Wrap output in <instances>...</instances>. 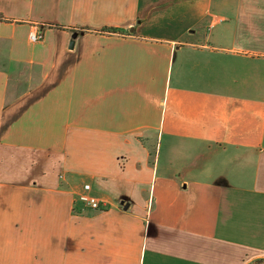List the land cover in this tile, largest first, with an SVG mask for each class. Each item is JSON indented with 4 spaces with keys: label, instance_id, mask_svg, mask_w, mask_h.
<instances>
[{
    "label": "crops",
    "instance_id": "crops-1",
    "mask_svg": "<svg viewBox=\"0 0 264 264\" xmlns=\"http://www.w3.org/2000/svg\"><path fill=\"white\" fill-rule=\"evenodd\" d=\"M0 264H264V0H0Z\"/></svg>",
    "mask_w": 264,
    "mask_h": 264
},
{
    "label": "built area",
    "instance_id": "built-area-1",
    "mask_svg": "<svg viewBox=\"0 0 264 264\" xmlns=\"http://www.w3.org/2000/svg\"><path fill=\"white\" fill-rule=\"evenodd\" d=\"M28 39L31 42H39L43 39V33L37 27L28 32ZM90 184L84 183L82 191L78 193V200L92 209H102L105 203L90 192Z\"/></svg>",
    "mask_w": 264,
    "mask_h": 264
},
{
    "label": "water",
    "instance_id": "water-1",
    "mask_svg": "<svg viewBox=\"0 0 264 264\" xmlns=\"http://www.w3.org/2000/svg\"><path fill=\"white\" fill-rule=\"evenodd\" d=\"M77 35V32H74L73 34H72V36H71V39H70V41H69V48H72L73 47V44H74V38H75V36ZM127 206V205H126Z\"/></svg>",
    "mask_w": 264,
    "mask_h": 264
},
{
    "label": "rangeland",
    "instance_id": "rangeland-1",
    "mask_svg": "<svg viewBox=\"0 0 264 264\" xmlns=\"http://www.w3.org/2000/svg\"><path fill=\"white\" fill-rule=\"evenodd\" d=\"M112 30H114L113 28L112 29H108L107 31H112ZM114 31H116V30H114Z\"/></svg>",
    "mask_w": 264,
    "mask_h": 264
}]
</instances>
